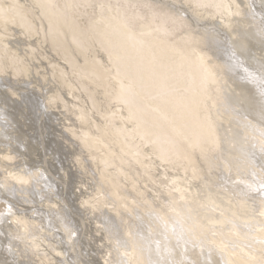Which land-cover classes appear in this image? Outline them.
Instances as JSON below:
<instances>
[{
  "label": "bare ground",
  "instance_id": "obj_1",
  "mask_svg": "<svg viewBox=\"0 0 264 264\" xmlns=\"http://www.w3.org/2000/svg\"><path fill=\"white\" fill-rule=\"evenodd\" d=\"M130 1L155 7L149 0ZM153 1L173 8L158 12L178 24L185 20L176 18L180 13L192 16L187 22L193 27L183 35L190 55L177 47L147 46L168 31L161 18L151 21L155 31L142 34L138 47L140 36L124 18L127 0L102 2L100 10L108 15L96 10L90 22L94 40L85 47L74 36V21L61 12L65 4L79 10L80 0H59L61 8L56 0H0V206L6 205L0 210V264H85L77 249L88 235L101 264H264V96L251 78L232 79L234 69L203 47L213 43L204 38L209 29L222 30L232 48L246 52V67L254 63L264 70V0ZM203 24L204 29L198 26ZM149 28L142 24L139 31ZM95 44L108 59L101 54L95 59ZM49 53L61 58L69 73L50 65L46 85H61L69 75L80 86L88 84L97 107L93 113L82 97L77 104L87 109L70 105L68 111L66 105L64 117L58 116L53 111L62 108L58 97L46 96L42 103L33 96L37 103L31 105L25 85L18 89L4 80L3 71L11 68L12 75H27L34 84L43 73L37 68L45 64L38 58L50 61ZM9 54L20 57L23 70ZM161 69L176 72L180 80L171 76L179 82L176 91L156 97L146 89L168 90L163 83L170 80L159 82ZM4 97L21 100V109L5 111ZM42 112L59 125L47 141L37 135ZM95 112L105 123L93 122ZM59 146L76 152L63 161ZM52 155H58L55 171L63 179L52 177L54 183L48 181L47 158L41 159ZM70 209L84 217L80 228L67 219Z\"/></svg>",
  "mask_w": 264,
  "mask_h": 264
},
{
  "label": "rangeland",
  "instance_id": "obj_2",
  "mask_svg": "<svg viewBox=\"0 0 264 264\" xmlns=\"http://www.w3.org/2000/svg\"><path fill=\"white\" fill-rule=\"evenodd\" d=\"M87 1H89V2H92V3H90V4H85L84 3V1L83 0H80V2H78V5H80V3H82L83 4V6H79V10H73V11H71V8H72V6H67L66 4H65V8L66 9H64V10H62L61 12H62V14H63V16L65 17V19H71V20H73L74 21V24H75V26H74V29H75V33H74V36H76L75 38L79 41V43H80V45L82 46V47H85L86 46V44H89L90 43V40H94V39H92V37H91V34H92V32H91V28H90V22L91 21H93L94 20V18L96 17V10L97 11H99V12H103L104 13V11L105 10H103V7H102V10H100V8H101V6H103V5H101L102 4V2H106V0H87ZM109 1H112V0H107V4L108 3H112V2H109ZM116 1H118V0H116ZM175 1V0H174ZM149 2H151V4H153L155 7H153L154 9H149V8H147V7H145V6H143L142 4H138V2H135V1H130V0H127V4L128 5H125V6H122V4L120 5V6H122L123 7V9L127 12L126 14V16L124 17L125 18V20L128 22V24L130 25V28L136 33V35H138V36H140V38H138V39H135L136 41V45H138V47H140L141 46V43H143V38L141 37L142 36V34H144V33H146V34H149V33H151V32H153V31H155V28H156V26L155 25H153L152 23H151V21L152 20H157L158 21V18H161V19H163V20H165L166 21V23H165V28L168 30L166 33H164V34H162V33H160L159 34V36L158 37H155V39L151 42V43H148V42H146L147 43V46L148 45H155L160 51H162V50H164V47L165 46H172V47H177L178 49H179V51H181V52H187V53H189V55H190V48L187 46L188 44H187V41L185 40V39H183V35L186 33V32H189V31H191V29H189L190 27H193V22L191 21L190 22V24L187 22V21H189V20H191L192 19V16L190 15V17H186L184 14H179V15H177L178 17H176V18H178V19H180L179 17L181 16V18H184L185 20L184 21H182L180 24H178V23H176L174 20H171V19H169V18H165L164 16H161V14L158 12V10H169V9H173V8H170V7H165V5L163 6V5H160V4H158V2H155V1H153V0H149ZM181 2H182V0H181ZM56 3L58 4V5H60V2H59V0H56ZM98 3L100 4V6L98 5ZM183 3H185V2H183ZM124 4V3H123ZM195 4L193 3L192 5H191V7H193ZM261 5V7H262V4H260ZM99 6V7H98ZM114 6H116V5H114ZM62 6L60 5V8H61ZM69 7V8H68ZM164 7V8H163ZM195 9H197V11L200 13V14H202V15H204V12H203V10L202 9H200V8H196V7H194ZM157 9V10H156ZM168 12V11H167ZM172 12H174V10H172ZM72 13V14H71ZM191 13V12H190ZM172 14V13H171ZM104 15L105 16H107L108 14L107 13H104ZM191 18V19H190ZM35 22V21H34ZM264 22V21H263ZM35 24V23H34ZM142 24H145V26H148V27H150L151 26V28H149L147 31H139V28H140V26L142 25ZM213 25H215V26H222V25H220L217 21L215 22H213L212 23ZM198 26H202V28H203V26H204V24L203 25H198ZM230 26V25H229ZM8 27H10L9 25H8ZM201 28V29H202ZM206 28L207 29H209L207 26H206ZM205 28V29H206ZM204 29V28H203ZM206 29V30H207ZM214 29V28H213ZM213 29H209V30H212V31H207L206 32V34H210V35H204L205 37L204 38H206V39H208V41H211V42H213V43H207L205 46H203L204 48L206 47L207 49H210V50H214L215 52H217V53H219V56L222 58V59H224L225 60V66H228V67H232L234 70L233 71H229V74H230V76H234L232 79H234L235 80V76L236 75H241L243 78H251V82H253V84H255L256 85V89L258 90V92H259V94L261 95V96H264V70H260V69H263V68H261V67H259V68H257L256 67V65L254 64V63H250L249 65H248V67H246L244 64H243V61H244V59H245V57H246V52L245 51H236L235 50V48H232V46H231V44H230V42L226 39V38H228V37H226L225 35H227V33H225V32H223L222 30L220 31V30H213ZM21 30V28L19 29V31ZM214 31H216L215 32V34H214ZM209 32V33H208ZM221 32V33H220ZM258 32H259V30H258ZM217 33V34H216ZM260 33V32H259ZM214 34V35H213ZM216 35V36H215ZM261 35V34H260ZM213 36V37H212ZM262 37H263V35H261ZM226 37V38H225ZM221 38V39H220ZM217 39V40H216ZM260 39L261 40H264V39H262L261 37H260ZM213 40V41H212ZM28 43V42H27ZM78 43V42H77ZM78 43V44H79ZM140 43V44H139ZM96 45V44H95ZM42 46H45V44H43L42 43ZM97 46V45H96ZM201 46V47H202ZM45 48H46V46H45ZM142 49H144V47L142 48ZM231 49V50H230ZM23 50V49H22ZM49 50V49H48ZM97 52H98V55H97V57H95V59L96 60H99L102 56L101 55H103L104 57H105V52L102 50V48L101 47H99V46H97ZM151 51H152V53H154V55H157L156 54V50H155V48L154 47H152L151 49H150ZM41 51H44V49L43 48H41ZM50 51V50H49ZM231 51V52H230ZM206 52V51H205ZM101 54V55H100ZM195 53H193L192 52V58H194L195 59V55H194ZM206 54H207V52H206ZM136 55H141L140 54V52L138 51L137 53H136ZM208 55V54H207ZM235 55V56H234ZM107 56V55H106ZM233 56V57H232ZM9 57L11 58V57H14L15 59H16V61H17V66L19 67V69H21V70H23L24 69V66H25V64L21 61V60H19V58L20 57H16V56H14V55H10L9 54ZM48 57H50V61H45V60H43V59H41V58H38L39 59V61H40V65L42 64V62L44 61L45 62V64H44V67H39V68H37V71H41V72H43V73H39L37 76H35L34 78H33V82H34V84H36V86L31 82V79L27 76V75H23V76H20V74H18V75H12V73H11V68H9V69H5L4 71H3V74H5V75H2L3 77H4V80H10V81H12V85H14L15 86V88H20V87H17V85H25L26 86V88H28V90H26V91H24V93L26 94V99L28 100V102L32 105V104H36L37 102L34 100V98H33V96L35 97H37L38 98V100H40V101H42V103H44V101H45V98H46V96H51V98H54V97H58L59 99H56L55 100V102L58 104V105H60L62 108H59L58 110L56 109H54L53 111H55V113L59 116L60 114L59 113H61L62 112V110L63 109H66V105H67V109L66 110H68L69 111V107H70V105L73 107V108H76V109H78L77 108V106H79V107H82V105L84 104V107H86V109H87V107H88V105H85V103H81V104H77V101H80V100H83L82 99V97H85V99H86V101L88 102V104L90 105V107L92 108L91 110H88V111H90V112H92L93 113V109L94 110H96V104H95V101L93 100V97H92V95H91V93L90 92H88V90L90 89L89 88V85L88 84H84L83 86H80L79 84H78V82L75 80V79H73L72 78V76L71 75H69L67 78H66V80L64 81V83H62L61 85H57V84H54L53 86L52 85H46V81H44V78L46 77V74H44V73H46L47 71H46V69H49V66L50 65H52V66H55L56 67V69H57V71L58 72H60L61 71V68H60V66H62V67H64L65 68V70L69 73V69H68V67H66V66H64V62H63V60L61 59V58H54L53 56H51V53H49L48 54ZM197 57V56H196ZM105 58H107L108 59V57H105ZM22 59V58H21ZM106 59V64L111 68V67H113L112 66V64H113V62L112 61H110V60H107ZM139 59V58H138ZM193 60V59H192ZM197 60V59H196ZM246 61H248L249 62V60H247V59H245ZM27 61V60H26ZM78 62H80V60H78ZM185 67L187 68L188 66L187 65H185ZM242 68H247L246 70H243ZM112 69V68H111ZM224 69V68H223ZM236 69V70H235ZM238 69H242V70H238ZM225 70V69H224ZM256 70V71H255ZM257 71H259L260 73V78L258 77V75L256 74V72ZM13 72L15 73V71L13 70ZM37 72H33V74H36ZM158 79H159V82H161L160 80H163V81H166V80H170V82H167L166 81V83H163V85H166V87L165 88H167L168 90L167 91H165V92H163V93H158L159 92V90H160V86H158L157 88L156 87H154L153 89H151V90H149L148 88L146 89L149 93H151V94H153L154 96H160L161 94L162 95H164V94H170V93H172V92H175L176 91V87H178L177 86V84L179 83L177 80H180V79H178L179 77H178V75L176 74V72H168V70H165V69H161V70H158ZM262 74H263V76H262ZM182 75V74H181ZM171 76H174L173 78H177V80L174 82V81H172V77ZM183 76V75H182ZM240 76V78H242ZM117 77H119L120 79H121V77L120 76H117ZM242 78V79H243ZM257 78V79H256ZM23 81V82H22ZM108 81H112V79L110 78V79H108ZM85 82V81H84ZM256 82V83H255ZM263 82V83H262ZM45 83V84H44ZM123 83L124 84H126V82H124L123 81ZM92 84H96L97 86H99V83H96V82H93ZM115 85L116 86H119L116 82H115ZM263 86V87H262ZM98 88V87H97ZM100 89H101V87H100ZM99 89V90H100ZM163 89V88H162ZM262 89V90H261ZM17 90V89H16ZM91 90V89H90ZM260 90V91H259ZM88 92V93H87ZM263 92V93H262ZM27 95H28V97H27ZM85 95V96H84ZM13 98H14V96H12ZM88 97V98H87ZM43 98V99H42ZM141 98V97H140ZM164 98V97H163ZM221 98H222V96H221ZM261 98H263V97H261ZM103 100H105L104 98H103ZM106 101V100H105ZM3 102H4V106H5V111H13V110H11V108H12V106H14L16 109H21V100H20V102L19 101H16V102H10V101H8V98L7 97H4V99H3ZM107 102V101H106ZM166 103V105L168 106V104H169V102L167 101V102H165ZM87 104V103H86ZM6 105H7V107H6ZM35 107V106H34ZM103 108V106H101L100 105V108ZM104 107L105 108H108V109H110V108H113V106H111V105H107V106H105L104 105ZM37 107H35V109H36ZM103 111V110H102ZM43 113V115H39V117H40V120H39V122L40 123H36V125H37V128H38V130L39 131H37V133H39V134H37V135H39V138L41 139V140H48V139H50V138H52V136L57 132V131H59V130H57V129H59V125L57 124H55V120H54V117L53 116H51L50 115V113H44V112H42ZM46 114L47 115H49V117L50 118H52V120L54 121H50V119H48L47 118V116H46ZM81 114H84V112L82 113L81 112ZM97 114V115H96ZM64 112H62V116L64 117ZM42 117V118H41ZM169 118V117H168ZM92 119H93V122H99V123H101V122H103L104 120L101 118V116L98 114V113H96L95 112V114L94 115H92ZM72 120V119H71ZM43 125H42V124ZM104 123H105V121H104ZM49 124V125H48ZM41 125H42V128H41ZM56 125V126H55ZM170 125V124H169ZM50 126V129L48 128ZM28 127V126H27ZM49 129V130H48ZM49 135V136H48ZM48 136V137H47ZM44 143H47V142H44ZM54 146V145H53ZM16 147V146H15ZM44 149H45V147H43ZM73 148V150L71 151V152H69V151H66L65 152V149L63 148V147H57V149L58 150H60L61 152H62V156L60 155V157H62V159H63V161H64V158L63 157H65L66 156V158L68 159L69 157H71L73 154V152H76L75 151V147H72ZM57 149H54L53 151L55 152V150H56V152H57ZM47 151L46 150H44L43 151V154L44 153H46ZM50 152V151H49ZM49 152H48V154H49ZM58 155H56L55 157H57ZM55 157L52 155V156H50V158H48V157H41V159L42 160H44L45 158H47V159H45V165H47L46 167H45V169H47V176H50L51 177V179L50 180H48V181H50V182H52V183H54V181H53V179L54 178H52V177H55V179H57V181H62L63 179L61 178V176H60V173H57L58 172V170L57 169H59V166H60V164L59 163H57V160H55ZM49 160V161H48ZM43 163V162H42ZM52 163H55V164H52ZM54 165V166H52V165ZM64 164H66V161L64 162ZM45 165H43V166H45ZM55 167V168H54ZM57 172H56V171ZM70 173H73L72 171L70 172ZM70 175V174H69ZM72 175V174H71ZM40 180H42V178H40ZM56 184V183H55ZM43 186V190L44 191H47V189H46V187H44V185H42ZM61 188V187H60ZM60 190H62V188L60 189ZM53 191V190H52ZM70 194H71V190H69V188H68V190H67V192H66V197L68 196V202L70 203V205H71V203H72V201H71V197H70ZM70 197V198H69ZM3 201V200H2ZM0 203H3V202H0ZM3 208V210L5 209V207H6V205H4V206H0V210ZM29 207V206H28ZM45 210H47L46 208H45ZM71 210V215H70V213L69 214H67V213H64V215H66L67 214V219L72 223V224H74V226H76L77 228H78V226H79V228L81 227V224L83 225L84 224V222L82 221V219L84 218H81V215H79L80 213L79 212H77V211H74V209H70ZM77 212V213H76ZM72 213H73V215H72ZM77 217H76V216ZM34 216H35V214H34ZM80 216V217H79ZM74 219V220H73ZM87 219V218H86ZM89 220V219H88ZM85 221V224L86 225H89L90 223V221ZM97 222V221H96ZM92 226L94 227V229H96L97 228V226H95V225H93L92 224ZM88 228V227H87ZM103 229H104V227H102ZM94 229H92V230H94ZM103 229H102V231H103ZM80 230V229H79ZM79 230H77V232L75 233V239L77 240L78 238H80L81 237V235H79ZM105 230V229H104ZM138 233H140L139 231H138ZM20 234L22 235V233L20 232ZM142 234H143V232H142ZM147 234V233H146ZM53 235H54V233H53ZM52 235V236H53ZM130 235L131 236H133V234H131V232H130ZM139 235H141V233L139 234ZM6 236L8 237V239H11V236H10V234L9 233H7L6 234ZM89 236V240L91 239V236L90 235H88ZM4 238L5 237H1V239L2 240H4ZM87 238V237H86ZM86 238H84V237H81L80 239H81V241L80 242H78V243H80L81 245H80V247H78V249H77V251L79 252V250H81L80 251V253H79V257H80V260L82 261V263L84 262L85 264H101V260L98 258V256L96 255V251H95V247H94V245L92 244L94 241H92V240H87ZM14 239V238H13ZM145 241H148V242H150V238L148 239V238H143ZM107 241V240H106ZM109 241V240H108ZM141 241H142V243L144 244L145 243V241H143L142 239H141ZM148 246V250H149V245H148V243H147V245H146V247ZM6 248H8V245H6L5 246ZM102 248V247H101ZM243 249H245L246 251H248L250 254H253V253H251V252H256V250L255 249H253V248H251V247H249L248 245H244L243 246ZM258 253H260L261 254V251L259 252V251H257ZM125 253H127L126 251H125ZM130 254H132L131 252H130ZM133 255V254H132ZM262 255H264V254H262ZM153 259V256L151 257V260ZM58 263H59V261H58ZM157 264H158V262H156ZM155 263V264H156Z\"/></svg>",
  "mask_w": 264,
  "mask_h": 264
}]
</instances>
